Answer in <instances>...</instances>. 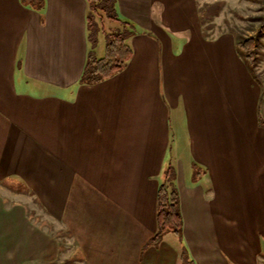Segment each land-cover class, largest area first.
<instances>
[{
  "label": "crops",
  "instance_id": "obj_1",
  "mask_svg": "<svg viewBox=\"0 0 264 264\" xmlns=\"http://www.w3.org/2000/svg\"><path fill=\"white\" fill-rule=\"evenodd\" d=\"M35 1L0 0V264L56 260L61 232L79 264H230L231 227L264 258V79L215 0H115L133 55L96 83L87 1ZM168 172L179 244L152 242Z\"/></svg>",
  "mask_w": 264,
  "mask_h": 264
},
{
  "label": "rangeland",
  "instance_id": "obj_2",
  "mask_svg": "<svg viewBox=\"0 0 264 264\" xmlns=\"http://www.w3.org/2000/svg\"><path fill=\"white\" fill-rule=\"evenodd\" d=\"M23 4L33 6L35 0H21ZM208 2L214 0H206ZM220 1L222 3L220 4ZM215 5L210 11L215 14H220L216 20L219 27H224V20H227L229 25L236 28V32L239 33L241 37H250L256 33L259 34V43L256 49V66L250 63V67L254 70V75L256 76L257 83L260 79H264V0H215ZM204 3L202 6H204ZM225 4V5H224ZM204 9V8H203ZM103 18L95 16L93 24L88 27V40L90 43V51L88 63L94 64L97 59H101L106 55V46L109 40L115 33H124L123 24L120 21L113 20L107 15L103 14ZM206 13L202 14V19L205 22ZM126 37V33H124ZM252 64V65H251ZM262 93L264 94V80L262 84ZM184 148L182 149V152ZM4 193L0 189V196ZM5 194V193H4ZM32 214V213H31ZM37 217V216H36ZM39 220V218H38ZM248 229L231 227L228 229V236L230 238V243L227 245L222 243V249L229 260L230 264H254L252 261L253 249L255 247L251 237L249 236ZM60 243L65 250L60 253L59 257L52 262H32L29 264H79L74 257L70 256L73 251V244H71L68 236L64 232L60 234ZM166 239H174L173 244H179L180 240L175 237L174 234H166ZM250 239L251 243L241 244V241ZM176 239V240H175ZM241 254L238 258L235 256L238 251ZM179 264H195L192 258L186 253L183 258H180ZM257 264H264V258L258 259Z\"/></svg>",
  "mask_w": 264,
  "mask_h": 264
},
{
  "label": "trees",
  "instance_id": "obj_3",
  "mask_svg": "<svg viewBox=\"0 0 264 264\" xmlns=\"http://www.w3.org/2000/svg\"><path fill=\"white\" fill-rule=\"evenodd\" d=\"M87 23L91 27L95 16L120 21L123 27L128 21L120 18L116 12L115 0H86ZM259 43V34L250 37H239L238 47L245 60L256 66V49ZM133 55L132 47L126 42L123 32L115 33L106 46V55L97 59L94 64L86 63L81 81L84 83H96L107 79L121 71L130 61ZM89 58V57H88ZM251 64V65H252ZM253 69V68H251ZM254 71V70H252ZM157 223L158 228L152 238L153 243L159 242L167 233H173L182 237L183 217L181 213L180 197L177 189L171 185L169 172L163 183L160 184L157 195ZM187 253L185 246L182 248L180 258Z\"/></svg>",
  "mask_w": 264,
  "mask_h": 264
}]
</instances>
